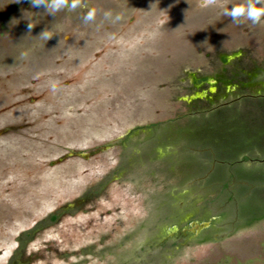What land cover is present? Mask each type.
Masks as SVG:
<instances>
[{"label":"rangeland","instance_id":"374dc122","mask_svg":"<svg viewBox=\"0 0 264 264\" xmlns=\"http://www.w3.org/2000/svg\"><path fill=\"white\" fill-rule=\"evenodd\" d=\"M244 3L0 0V264H264V219L236 228L264 213V26L222 15Z\"/></svg>","mask_w":264,"mask_h":264},{"label":"clouds","instance_id":"9594fccd","mask_svg":"<svg viewBox=\"0 0 264 264\" xmlns=\"http://www.w3.org/2000/svg\"><path fill=\"white\" fill-rule=\"evenodd\" d=\"M15 2L19 3L20 0H15ZM29 3L33 8L44 9L45 12L54 16L56 12L64 8L75 10L80 6L81 0H29ZM208 3H215V0H208ZM104 15L106 19H111L113 22H117L121 19L119 14L113 15L111 12H106ZM222 15L229 17L234 24H242L247 20L252 26H264V0H245V3L240 6L224 9ZM95 18L96 11L93 9L87 11L82 17V20L87 24L94 22ZM27 27L30 32L33 25L29 23ZM39 35L46 41L53 37L52 35H48L47 30H43Z\"/></svg>","mask_w":264,"mask_h":264},{"label":"trees","instance_id":"16d2710c","mask_svg":"<svg viewBox=\"0 0 264 264\" xmlns=\"http://www.w3.org/2000/svg\"><path fill=\"white\" fill-rule=\"evenodd\" d=\"M222 187V189H224L225 187H226V184H224V185H222L221 186ZM228 199H230V196H229V198ZM234 212H235V214H236V212H238V210H237V208H234ZM233 212H232V210L230 211V214H232ZM224 215H225V212L224 211H219L218 213H216L214 216H209V214H207V215H203V216H201L200 218H198V219H196V221H198V222H202V221H209L210 222V225H209V229L210 228H212L213 226L215 227V226H217L220 222H221V220L223 219V217H224ZM262 219H264V213H262L260 216H258V217H252L251 219H249V220H247V221H245V223H243L242 224V226L241 225H238L239 227H236V228H241V227H247V226H250V225H252V224H254L255 222H258V221H260V220H262ZM182 228V227H181ZM180 228V229H181ZM235 228V227H234ZM179 229V234L181 235V230ZM198 239H200V242L201 243H205V242H208V241H210L211 239H212V237L211 236H209V235H203V236H199V238Z\"/></svg>","mask_w":264,"mask_h":264},{"label":"water","instance_id":"95a60500","mask_svg":"<svg viewBox=\"0 0 264 264\" xmlns=\"http://www.w3.org/2000/svg\"><path fill=\"white\" fill-rule=\"evenodd\" d=\"M228 59L229 58H226V60H228ZM207 83L209 85L208 88L212 89V87L216 83V79H214V78L213 79H209ZM204 93H205V90H202L200 95H202ZM200 95L197 93V94H195V96H192V98L200 97ZM209 225H210L209 221H202V222L193 221V222L189 223V227L188 228L184 229V232H192L194 234L195 233H199L202 229L207 228ZM177 229H178L177 226H173L170 229V233L177 231Z\"/></svg>","mask_w":264,"mask_h":264},{"label":"flooded vegetation","instance_id":"af4514ba","mask_svg":"<svg viewBox=\"0 0 264 264\" xmlns=\"http://www.w3.org/2000/svg\"><path fill=\"white\" fill-rule=\"evenodd\" d=\"M223 59H225V61H226V58H223ZM206 79L209 80V78H206ZM193 221H196V220H190V221L186 224V226L182 227L180 230L185 229V228H188V227H189V223H190V222H193ZM197 222H198V221H197ZM172 227H173V226H171L170 228H172Z\"/></svg>","mask_w":264,"mask_h":264}]
</instances>
